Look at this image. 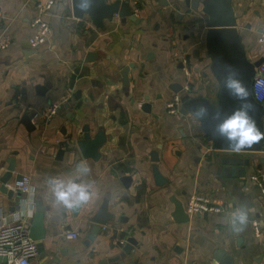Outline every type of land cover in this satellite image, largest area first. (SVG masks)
<instances>
[{
	"label": "crops",
	"instance_id": "obj_1",
	"mask_svg": "<svg viewBox=\"0 0 264 264\" xmlns=\"http://www.w3.org/2000/svg\"><path fill=\"white\" fill-rule=\"evenodd\" d=\"M35 1L0 0V39L8 42L0 48V177L14 163L15 175H29L35 189L34 205L9 186L10 195L0 189V225L18 213L34 218L36 201L43 202L44 253L31 264H218L217 250L232 256L234 264H264V189L251 179L264 173V146L206 153L210 141L200 121L166 107L177 94L174 84L189 85L191 95L219 105L222 86L208 53L202 12L208 0H201L197 12L185 0H167L169 5L131 0L140 6L133 12L138 21L123 22L116 14L103 27L89 15L75 17L71 0H54L47 15L51 38L37 50L29 45ZM116 1L125 0H107ZM233 6L237 31L254 62L262 51L264 0H233ZM47 84L46 95H39L36 87ZM53 104L62 106L46 121L42 115ZM32 112L35 130L21 122ZM87 134L102 139L99 159H57L62 149L75 151ZM224 157L251 159V164L243 166V177L228 178ZM155 165L168 179L162 187L155 183ZM52 176L78 177L89 184L90 199L77 211L56 203L48 182ZM193 193L210 195L225 212L176 222L173 198L186 209ZM105 202L114 219L91 239L96 225L91 219ZM238 208L248 211V222L234 231L230 218ZM65 231L79 237L69 239ZM130 239L133 248L124 254ZM0 264H5L1 257Z\"/></svg>",
	"mask_w": 264,
	"mask_h": 264
},
{
	"label": "water",
	"instance_id": "obj_2",
	"mask_svg": "<svg viewBox=\"0 0 264 264\" xmlns=\"http://www.w3.org/2000/svg\"><path fill=\"white\" fill-rule=\"evenodd\" d=\"M74 16L82 18L85 15H89L95 25L98 27L104 26L105 19H112L116 14L126 21L127 18L133 22L138 21L134 10L140 8L139 5L133 7L131 0L116 1L108 3L107 0H71ZM160 5H169L167 0H158ZM185 5L197 12L200 7L201 0H185ZM202 12L206 18V25L208 27L207 33V46L209 56L213 60V71L222 86L219 105H213L209 100L200 97H194L193 95L184 94L182 96V109L181 116L192 115L200 121L202 130L205 132L206 138L213 143L214 147L219 151L230 152H254L262 149L264 146V137L260 141L255 142L251 146L236 151L228 146V142L218 133L217 126L226 114H230L241 104L248 106L249 115L255 120L257 126L262 132H264V103H259L255 100L252 90L253 80L256 76L257 69L264 62V45H262V51L260 58L254 62L249 61L246 50L242 44V39L237 31L238 17L236 15L233 0H208L204 3ZM92 53L89 57L95 56ZM181 66H184L181 64ZM131 66L124 68L122 74L125 85L129 84V71ZM231 71H235L237 77L243 82L248 91V96L244 100H240L236 96L224 87V81L228 77ZM50 87L47 85H38L36 87L39 95H46V91ZM173 92L177 94H183L184 86L181 84H174L171 86ZM149 105H145V109H149ZM36 117V113H26L21 117V122L26 125L29 130H35L36 126L33 125L32 120ZM88 131V128L86 129ZM102 139H92L90 134H87L82 141L77 142V148L75 151L70 150L67 152L62 149L57 154V159L62 160L67 158L68 155L72 160L79 161L81 158H94L99 159V148L101 147ZM153 160L159 161L158 153H153ZM13 163V162H11ZM224 165V173L226 177H243L244 165L249 166L251 159H243L239 157H224L222 159ZM16 166L10 164L6 173L0 177V189L3 193L12 194L9 189L10 182L15 178L21 179L22 175H15ZM154 179L157 186L162 187L168 183V179L162 175L158 165L153 167ZM127 182V179L124 180ZM21 195V194H20ZM175 205L172 217L178 223H184L190 221V215L186 212L184 204L173 198ZM80 207L76 206L74 211ZM46 207L43 202L36 201V212L33 218V224L31 228V237L38 242L40 252L44 253L43 240L46 238V229L44 226ZM198 215L202 216L201 213ZM205 217L208 213L203 214ZM114 219V215L108 211V203L102 206V209L91 219V222L96 224L92 229V239L94 235H97L101 230V226H105L109 221ZM128 247L125 248L124 254L131 252L133 248V239H130ZM44 256V255H43ZM2 258V257H1ZM215 259L218 264H234L233 257L227 254L223 250H217L215 253ZM4 263L7 262V258L3 257ZM57 254L53 258L56 262Z\"/></svg>",
	"mask_w": 264,
	"mask_h": 264
},
{
	"label": "built area",
	"instance_id": "obj_3",
	"mask_svg": "<svg viewBox=\"0 0 264 264\" xmlns=\"http://www.w3.org/2000/svg\"><path fill=\"white\" fill-rule=\"evenodd\" d=\"M140 0H132V3L137 4ZM55 5L54 0H36L35 9L36 15L32 20L33 35L29 39V45L32 49H39L46 46L52 35V28L47 19V15L53 10ZM0 14V21L2 20ZM260 44L264 45V31L259 37ZM8 42L6 39H0V48L6 49ZM253 95L257 102L264 103V62L257 69L256 76L252 85ZM190 87L187 85L183 94H175L171 101L166 105L167 110L171 114H179L182 109V96L189 94ZM62 104L51 105L42 115L46 121L52 120L59 112ZM206 153L217 152L213 143L205 145ZM251 179L256 182L260 188L264 189V173L256 172L251 176ZM9 187L24 195L29 203L34 205L35 189L29 175H23L21 179L15 180ZM186 212L191 216L198 213H223L225 209L222 206L215 204L213 199L208 194L193 193L186 205ZM33 224V214L24 215L16 214L13 220L4 221L0 225V257L7 258L5 264H31V261L40 255L38 242L31 237V228ZM256 235L260 236L259 229L255 228ZM65 235L69 239H77L79 237L76 231H65Z\"/></svg>",
	"mask_w": 264,
	"mask_h": 264
},
{
	"label": "clouds",
	"instance_id": "obj_4",
	"mask_svg": "<svg viewBox=\"0 0 264 264\" xmlns=\"http://www.w3.org/2000/svg\"><path fill=\"white\" fill-rule=\"evenodd\" d=\"M223 86L240 100H244L248 96L246 86L237 77L235 71L230 72ZM217 131L228 142V146L236 151L251 146L264 137V132L249 115L248 106L245 104H241L230 114L224 115L217 126ZM81 167L85 172L88 170L86 165ZM48 182L54 201L65 208L82 205L91 197L89 184L78 177L52 176ZM247 222L248 211L244 208H238L230 218V224L234 231H241Z\"/></svg>",
	"mask_w": 264,
	"mask_h": 264
}]
</instances>
